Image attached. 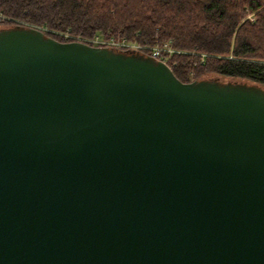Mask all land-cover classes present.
Returning a JSON list of instances; mask_svg holds the SVG:
<instances>
[{"label":"water","instance_id":"water-1","mask_svg":"<svg viewBox=\"0 0 264 264\" xmlns=\"http://www.w3.org/2000/svg\"><path fill=\"white\" fill-rule=\"evenodd\" d=\"M0 264H264V87L0 27Z\"/></svg>","mask_w":264,"mask_h":264},{"label":"trees","instance_id":"trees-1","mask_svg":"<svg viewBox=\"0 0 264 264\" xmlns=\"http://www.w3.org/2000/svg\"><path fill=\"white\" fill-rule=\"evenodd\" d=\"M17 23L60 41L71 39L57 32L167 42L181 81L211 74L264 87V0H0V27Z\"/></svg>","mask_w":264,"mask_h":264},{"label":"rangeland","instance_id":"rangeland-1","mask_svg":"<svg viewBox=\"0 0 264 264\" xmlns=\"http://www.w3.org/2000/svg\"><path fill=\"white\" fill-rule=\"evenodd\" d=\"M246 17L248 18V19H250V20H254V12H247V15H246ZM28 25V24H27ZM31 26H33V25H31ZM57 33H59L60 35H62L64 38H67V39H72V37L73 36H79V37H81V38H94L93 40H96L95 42H97L98 40H100V41H110L111 40V38L112 37H110V36H106V35H102L101 33H98V34H94L93 36H90V37H82L81 35H79V34H77V35H74V34H70V33H68V32H57ZM98 35V36H97ZM114 37V36H113ZM104 38H106V39H104ZM110 38V39H109ZM115 38H120V37H115ZM121 39V38H120ZM120 39H119V41H120ZM125 40H127V38L125 37L124 38ZM122 40V39H121ZM130 44H132V48L130 47V48H122V47H125V46H122V47H117V46H114V47H117V48H121V49H135V50H140V51H143V52H145V53H147V54H150L149 52H150V50H151V46H160L159 48H161V51L164 53V54H166V55H168L169 56V60L167 61L168 62V64H169V61H171V56H172V54L173 53H175V52H179L177 49H175V48H173L169 43H155V44H152V45H147V47H138V46H142V45H144V44H142L141 42H139V41H137V40H135V39H128L127 40ZM114 42V41H113ZM121 42V41H120ZM90 43H92V42H90ZM94 43V42H93ZM135 43V44H134ZM100 46H103V45H100ZM104 46H106V45H104ZM107 46H110V45H107ZM146 46V45H145ZM148 46H150V47H148ZM167 57V56H166ZM168 58V57H167ZM161 60V59H160ZM163 61V60H162ZM170 66V65H169ZM208 77H218V76H216V75H211V74H209V76H207L206 78H208ZM218 78H220V77H218ZM220 79H225V78H220Z\"/></svg>","mask_w":264,"mask_h":264},{"label":"built area","instance_id":"built-area-1","mask_svg":"<svg viewBox=\"0 0 264 264\" xmlns=\"http://www.w3.org/2000/svg\"><path fill=\"white\" fill-rule=\"evenodd\" d=\"M96 35V34H95ZM98 36V35H97ZM110 37H112L111 38V40L110 41H100V40H98L97 42H95L96 40H93L94 38H81V37H79V36H73L72 37V39L71 40H80V41H84V42H86V43H89V44H93V45H110V46H117V47H122V46H125V47H122V48H132L133 46H132V44H130L127 40H125L124 38L125 37H120V38H115V37H113V36H110ZM104 39H106V38H104ZM110 39V38H109ZM119 39H120V41H119ZM114 41V42H113ZM90 42H92V43H90ZM94 42V43H93ZM165 43V42H164ZM167 43V42H166ZM135 44V43H134ZM138 47H147V45L145 46V44L144 45H142V46H138ZM148 47H150V46H148ZM160 46H151L150 48H151V50H150V55H152V56H154V57H156V58H158V59H161V60H163L165 63H167L168 64V60H169V56L168 55H166V54H164L162 51H161V48H159ZM168 58H167V57ZM169 65V64H168Z\"/></svg>","mask_w":264,"mask_h":264}]
</instances>
